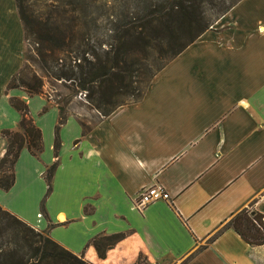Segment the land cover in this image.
<instances>
[{
	"label": "crops",
	"instance_id": "obj_1",
	"mask_svg": "<svg viewBox=\"0 0 264 264\" xmlns=\"http://www.w3.org/2000/svg\"><path fill=\"white\" fill-rule=\"evenodd\" d=\"M21 47L12 0H0V129H16L2 91ZM13 53L12 71L2 74ZM8 91L25 103L41 151L34 158L19 150L0 208L91 264L138 256L150 264H264V244L250 246L226 226L247 206L264 218V0H239L156 71L138 100L100 116L82 99L88 114L64 116L54 158L57 109L40 113L39 96ZM3 145L0 138V156ZM52 161L45 193L41 175ZM149 186L166 198L138 212L133 198ZM17 194L32 197L31 215L10 207ZM109 234L121 238L97 259L89 240Z\"/></svg>",
	"mask_w": 264,
	"mask_h": 264
},
{
	"label": "trees",
	"instance_id": "obj_2",
	"mask_svg": "<svg viewBox=\"0 0 264 264\" xmlns=\"http://www.w3.org/2000/svg\"><path fill=\"white\" fill-rule=\"evenodd\" d=\"M37 1V2H36ZM239 0H12L21 41L42 75L63 82L82 95L100 116L138 100L151 76L176 56ZM137 79L140 86L133 88ZM42 80L25 61L9 76L3 95L11 89L27 97L41 96ZM118 98V100H117ZM120 98V100H119ZM6 104L16 112V129H0V191L12 184V166L21 148L36 158L41 151L39 130L25 103L14 96ZM41 107L39 112H44ZM57 115L52 127L51 154L57 148ZM80 126V133L87 128ZM54 161L44 167L45 193ZM262 215L249 206L233 215L226 226L250 246L264 244ZM121 234L97 235L89 244L97 259ZM0 264H88L52 241L43 230L25 224L0 208ZM135 264H145L138 256Z\"/></svg>",
	"mask_w": 264,
	"mask_h": 264
},
{
	"label": "rangeland",
	"instance_id": "obj_3",
	"mask_svg": "<svg viewBox=\"0 0 264 264\" xmlns=\"http://www.w3.org/2000/svg\"><path fill=\"white\" fill-rule=\"evenodd\" d=\"M102 1H107V2H111V3H117L118 1L121 0H102ZM37 2V1H36ZM9 37L12 38L11 35H9ZM12 42V52L15 51V49H18V44H16V40L15 39H11ZM23 44V43H22ZM15 55V53L12 54V57ZM14 60L15 57H13L11 60L7 61V65L6 67H3L2 69L4 71H2L3 73H8L11 72L14 66ZM25 61V64L28 66V68L30 70H32L36 75H38L41 80H42V87H41V91H42V95L39 96L42 100H44L45 102V108L48 105H52L54 106L59 115L64 117L67 114H71L73 115L78 121H80L81 119H85L84 117L87 116V108L86 106L82 103V98L81 95L79 93H75L72 88L70 86H68L66 83L63 82H54L52 80H49L48 78H45L42 75V72L38 69L37 65L33 62V56L30 53V51L27 50V48L22 45L20 53H19V65L21 64V62ZM137 79H135V82H133L132 87L136 88L138 86H140L139 84H137ZM6 95L11 96L13 95V93L11 91H8L6 93ZM122 100L126 103L132 102L135 99H133L131 96L126 97V98H122ZM3 102V100H2ZM34 100H30L28 103V108L31 111L32 108L34 107ZM6 121H8L7 117L5 116V114H2V124L5 123ZM43 134L46 136L48 133L46 132V130L43 131ZM19 186V183H18ZM35 187H33L32 189H34ZM0 193H2L0 191ZM30 193V191H29ZM25 194V192L23 193ZM9 197V203L11 204L10 207L17 209L18 211L22 212V213H26V215H31L33 212V206H32V197L28 196H24V197H20V194H17ZM2 200V198H1ZM40 212V211H39ZM41 214V213H40ZM39 214V216H41ZM38 216V214H37ZM44 231V230H43ZM114 258V257H113ZM113 260V259H112ZM111 261V259H108V262ZM136 261V260H135ZM88 264H91L87 261H85ZM94 264H97L96 262ZM118 264H123L121 263V261ZM135 264V262H134ZM145 264H150L145 262ZM153 264V263H152ZM154 264H167V263H154Z\"/></svg>",
	"mask_w": 264,
	"mask_h": 264
},
{
	"label": "built area",
	"instance_id": "obj_4",
	"mask_svg": "<svg viewBox=\"0 0 264 264\" xmlns=\"http://www.w3.org/2000/svg\"><path fill=\"white\" fill-rule=\"evenodd\" d=\"M165 198V194L156 186L143 187L139 189L133 198L132 208L138 212H141L150 203Z\"/></svg>",
	"mask_w": 264,
	"mask_h": 264
},
{
	"label": "water",
	"instance_id": "obj_5",
	"mask_svg": "<svg viewBox=\"0 0 264 264\" xmlns=\"http://www.w3.org/2000/svg\"><path fill=\"white\" fill-rule=\"evenodd\" d=\"M262 221L264 222V218H262Z\"/></svg>",
	"mask_w": 264,
	"mask_h": 264
}]
</instances>
